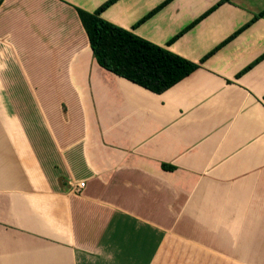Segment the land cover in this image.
Wrapping results in <instances>:
<instances>
[{
    "label": "crops",
    "instance_id": "obj_1",
    "mask_svg": "<svg viewBox=\"0 0 264 264\" xmlns=\"http://www.w3.org/2000/svg\"><path fill=\"white\" fill-rule=\"evenodd\" d=\"M107 1L0 0V264H264V0L108 7L199 65L161 94L94 58Z\"/></svg>",
    "mask_w": 264,
    "mask_h": 264
},
{
    "label": "trees",
    "instance_id": "obj_2",
    "mask_svg": "<svg viewBox=\"0 0 264 264\" xmlns=\"http://www.w3.org/2000/svg\"><path fill=\"white\" fill-rule=\"evenodd\" d=\"M116 1L118 0L107 1L95 12L77 9L83 27L87 32L94 58L102 68L157 94L172 88L199 68L197 63L105 20L102 17L103 12ZM226 1L230 0H221L217 6ZM164 5H161V7ZM217 6L204 14L202 18L215 10ZM151 15L144 18L142 22ZM259 17H264V11L257 15L251 23ZM251 23L233 34L222 45L241 33ZM219 48L220 46L207 57Z\"/></svg>",
    "mask_w": 264,
    "mask_h": 264
},
{
    "label": "built area",
    "instance_id": "obj_3",
    "mask_svg": "<svg viewBox=\"0 0 264 264\" xmlns=\"http://www.w3.org/2000/svg\"><path fill=\"white\" fill-rule=\"evenodd\" d=\"M83 188H85L84 182H82L78 185V187L75 189V192H80V190H82Z\"/></svg>",
    "mask_w": 264,
    "mask_h": 264
}]
</instances>
